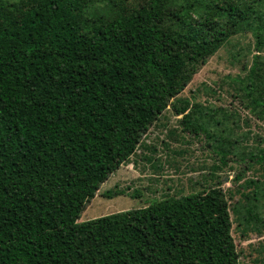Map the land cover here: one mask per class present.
<instances>
[{
    "label": "trees",
    "instance_id": "obj_1",
    "mask_svg": "<svg viewBox=\"0 0 264 264\" xmlns=\"http://www.w3.org/2000/svg\"><path fill=\"white\" fill-rule=\"evenodd\" d=\"M263 3L0 0V264H240L218 186L79 218L149 126L188 109L199 65L245 28L264 47ZM242 83L264 112L263 59Z\"/></svg>",
    "mask_w": 264,
    "mask_h": 264
},
{
    "label": "rangeland",
    "instance_id": "obj_2",
    "mask_svg": "<svg viewBox=\"0 0 264 264\" xmlns=\"http://www.w3.org/2000/svg\"><path fill=\"white\" fill-rule=\"evenodd\" d=\"M256 56L264 60V47L258 50L245 28L199 65L175 98L188 109L177 114L169 107L149 126L130 159L87 202L79 222L218 186L230 206L240 264H264V167L247 162L264 148V112L242 83ZM188 113L192 125L186 128ZM220 149L228 153L225 161Z\"/></svg>",
    "mask_w": 264,
    "mask_h": 264
}]
</instances>
